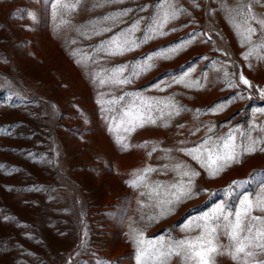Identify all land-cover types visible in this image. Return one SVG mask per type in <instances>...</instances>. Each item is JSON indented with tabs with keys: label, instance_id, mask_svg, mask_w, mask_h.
Returning a JSON list of instances; mask_svg holds the SVG:
<instances>
[{
	"label": "rangeland",
	"instance_id": "rangeland-1",
	"mask_svg": "<svg viewBox=\"0 0 264 264\" xmlns=\"http://www.w3.org/2000/svg\"><path fill=\"white\" fill-rule=\"evenodd\" d=\"M52 2L0 0V264H136L135 248L126 235L133 220L139 222L136 226L149 239L180 237L181 225L225 199L224 190L233 180L243 182L234 187L233 204L238 203L240 194L254 196L260 190L264 185V153L246 156L243 164L225 170L215 179H210L190 157L173 153L201 172L197 178L200 194L159 223L140 221L138 192L125 181L133 169L148 162L147 156L139 149L122 152L115 144L96 102L98 93L107 89L94 86L88 70L77 65L71 53L77 48L90 51L134 19L147 18L157 0H124L102 8L92 7L97 0H81L80 8L71 17L74 26L60 30L56 28L58 21L52 18ZM179 2L191 15H182L168 25L175 32L107 64L131 66L151 52L177 44L190 34L196 36L186 50L170 60L155 61L151 71L116 91V95L124 91L173 95L190 110L167 129H138L132 136L134 144L155 140L163 141L161 147H178L177 142L186 139L187 146H192L204 136V125L214 123L217 130L225 132L230 127L246 128L253 111L264 108V99L257 91L264 88V61L253 58L249 68L242 55L246 48L241 47L220 7L222 3L234 6L237 0H196L199 7L192 0ZM144 5L150 7L140 11ZM121 8L133 11L125 18L126 23L113 32L92 39L78 35L76 27ZM28 11L37 14V22L27 17ZM254 12L264 15V0H255ZM259 38L258 33L254 39ZM214 62L215 67L225 66L235 73L237 81L242 72L253 88H228L223 73L214 70ZM189 67L195 68L192 79L208 74L206 83L201 80L205 84L202 89L171 84L173 76ZM161 81L165 82L164 91L154 87ZM237 94L244 99L235 98ZM226 101L231 103L222 112L208 111ZM195 109L201 110L198 121L193 119ZM256 118L258 123L264 122V114L256 113ZM179 124L185 127L180 129ZM197 125L201 131L190 135ZM159 155L154 154L151 160L157 167L163 163L157 159ZM153 179L167 183L174 174L154 173ZM143 211L148 213L149 209ZM217 264L233 261L225 255L217 258Z\"/></svg>",
	"mask_w": 264,
	"mask_h": 264
},
{
	"label": "snow or ice",
	"instance_id": "snow-or-ice-1",
	"mask_svg": "<svg viewBox=\"0 0 264 264\" xmlns=\"http://www.w3.org/2000/svg\"><path fill=\"white\" fill-rule=\"evenodd\" d=\"M123 2L124 0H97L92 7L102 8ZM192 2L195 7H199L196 0ZM254 3L255 0H237L234 6L226 3L220 6L228 16L241 47L246 48L242 55L243 59L249 62V68L252 67L253 58L258 62L264 61V15L254 12ZM80 6L81 0H53L50 7L53 20L58 21L57 30L74 26L71 17ZM148 7L150 6L144 5L140 11H146ZM132 11V8H121L109 12L76 27V31L84 39L103 36L113 32L120 24L126 23L125 18ZM185 14L191 15L179 0H157L147 18L141 16L134 19L127 27L101 40L90 51L77 48L71 53L76 64L88 70L91 83L98 89H107L98 93L96 102L103 114L107 132L115 144L122 152L139 149L147 156L148 162L141 168L133 169L125 184L138 192L140 221L148 224L159 223L160 220L175 214L182 204L200 194L197 178L201 176V172L173 153L190 157L210 179L217 178L233 166L243 164L246 156L257 152L264 153V122L258 123L256 118V113L264 114V108L253 111L252 120L246 128L230 127L225 132L217 130L214 123L204 125V136L192 146H187L186 139L178 141V147H161L163 141L155 140H144L135 144L132 142V136L138 129L148 126L167 129L183 112L190 110L185 109L173 95L160 97L138 91H124L116 95V91L151 71L156 66L155 61L170 60L186 50L194 43L196 36L190 34L187 39L177 44L151 52L131 66L116 64L109 67L107 64L115 57H123L150 41L175 32L176 29H168V25ZM26 15L33 23L37 22L35 12L28 11ZM141 32L142 35L137 36V33ZM258 33L260 38L254 39ZM208 40H211V36ZM72 43L76 44L77 41L73 39ZM214 70L223 73V80L228 88H238L241 85L248 89L253 88L252 82L242 72L237 81L236 74L230 73L225 66L215 67L214 62ZM194 71L195 68L189 67L179 76H173L171 84L182 85L188 89H202L205 84L201 83V80L206 83L208 74L202 73L201 78L192 79ZM164 84L165 82L161 81L154 87L164 91ZM171 84H167V87H171ZM257 91L260 98L264 99V88H257ZM235 98L244 99V96L237 94ZM248 99H251V94ZM229 103L231 101L218 103L208 111L218 114ZM200 112V109H195L194 120H199ZM177 127L183 129L185 125L179 124ZM200 131L199 125L194 126L190 135L195 136ZM156 153L160 154L157 159L163 161L159 167L151 163ZM161 172L173 173L174 179L167 183L153 179L154 173ZM242 183L233 180L224 190L225 199L209 211L188 218L180 227L183 234L180 237L166 235L155 240L149 239L144 230L136 226L139 222L133 220L126 235L135 248L136 264H174V261L179 264H217V258L225 255L233 264H264V185L254 196L251 193L240 194L237 197L238 203L233 204L231 197L234 187H239ZM145 208L149 209L148 213L143 211ZM225 239L227 243L223 242Z\"/></svg>",
	"mask_w": 264,
	"mask_h": 264
}]
</instances>
